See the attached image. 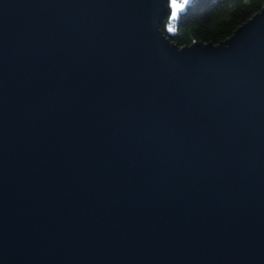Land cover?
I'll list each match as a JSON object with an SVG mask.
<instances>
[{
	"label": "water",
	"instance_id": "95a60500",
	"mask_svg": "<svg viewBox=\"0 0 264 264\" xmlns=\"http://www.w3.org/2000/svg\"><path fill=\"white\" fill-rule=\"evenodd\" d=\"M168 2L0 0V264H264V7Z\"/></svg>",
	"mask_w": 264,
	"mask_h": 264
},
{
	"label": "trees",
	"instance_id": "16d2710c",
	"mask_svg": "<svg viewBox=\"0 0 264 264\" xmlns=\"http://www.w3.org/2000/svg\"><path fill=\"white\" fill-rule=\"evenodd\" d=\"M262 6L264 0H190L172 22L165 18L160 29L179 47L194 41L217 45Z\"/></svg>",
	"mask_w": 264,
	"mask_h": 264
},
{
	"label": "snow or ice",
	"instance_id": "6c2138e0",
	"mask_svg": "<svg viewBox=\"0 0 264 264\" xmlns=\"http://www.w3.org/2000/svg\"><path fill=\"white\" fill-rule=\"evenodd\" d=\"M189 3V0H180V2L178 3L177 0H172V18L174 19L178 12L180 10H182L187 4ZM169 30H173V29H169Z\"/></svg>",
	"mask_w": 264,
	"mask_h": 264
},
{
	"label": "rangeland",
	"instance_id": "374dc122",
	"mask_svg": "<svg viewBox=\"0 0 264 264\" xmlns=\"http://www.w3.org/2000/svg\"><path fill=\"white\" fill-rule=\"evenodd\" d=\"M189 1H190V0H189ZM177 2L179 3L180 0H177ZM168 5H169V7H170V14H169L168 17H169L170 21L172 22V21L176 18V17H175V18L173 19V18H172V15H171L172 10H173V9H172V0H169ZM180 11H181V10H180Z\"/></svg>",
	"mask_w": 264,
	"mask_h": 264
}]
</instances>
